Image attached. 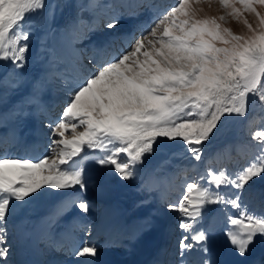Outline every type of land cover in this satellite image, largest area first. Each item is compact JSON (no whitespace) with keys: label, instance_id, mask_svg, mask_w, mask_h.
I'll return each mask as SVG.
<instances>
[{"label":"snow or ice","instance_id":"1","mask_svg":"<svg viewBox=\"0 0 264 264\" xmlns=\"http://www.w3.org/2000/svg\"><path fill=\"white\" fill-rule=\"evenodd\" d=\"M213 5H218L222 14H210ZM142 7L155 8L142 0H88L81 5L93 15L103 13L108 29L118 27L122 9L134 16L138 14L135 9ZM56 8L48 0H0V61L23 68L32 16L46 14L51 19ZM262 9L264 0H175L167 10L154 12L147 27L138 25L133 32L115 37L127 47L104 59L88 57L92 68L84 66L75 45L94 30L95 21L77 18L61 30L59 43L66 55L51 49L50 72L33 83L32 92L16 113L26 114L27 105L41 106L40 93L46 84L54 77L62 81L67 99L60 117L47 125L52 137L48 152L41 157L13 156L0 147V264H13L9 220L22 207L16 202L35 199L34 193L43 195L41 189L87 191L89 161L107 167L123 180L134 179L146 156L159 151L165 141H181L189 158L201 162L205 142L215 138L222 118L247 117L250 97L253 104L258 100L264 105ZM229 20L241 23L244 30L237 33L226 27ZM21 82L19 76H5L0 79V89H17ZM251 124L249 121V127ZM250 135L255 151L246 163L234 161L237 167L233 170L206 166L202 173L198 164H192L191 171L197 175L190 181L186 178L180 198L168 204L170 210L181 214L179 228L185 233L178 244L179 264H189L186 257L194 251L198 254L195 264H219L209 247L217 226L203 222L205 207L214 204L222 206L223 236L242 258L238 264H264V255L248 259L254 245L264 243V211H250L243 198L254 178L264 179V128ZM231 151V145L222 149L229 158ZM236 152L243 155L239 147ZM260 195L264 204V193ZM73 207L82 214L75 227L85 237L92 236L93 225L83 217L95 205L71 193L43 222L40 241L46 247L64 250L63 241L71 229L62 233L54 229ZM71 251L83 258L78 264H98L100 249L95 242L81 239Z\"/></svg>","mask_w":264,"mask_h":264},{"label":"rangeland","instance_id":"2","mask_svg":"<svg viewBox=\"0 0 264 264\" xmlns=\"http://www.w3.org/2000/svg\"><path fill=\"white\" fill-rule=\"evenodd\" d=\"M154 1H158V3L154 4ZM48 2L57 5L55 16L51 19H49L46 14L32 16V28L28 41L29 50L25 54L26 63L24 67L16 69L11 62L0 61V79L5 76H9V78L19 76L22 81L20 87L17 89H9L6 91L0 89V118H3V116L6 115L8 116V120H12L11 123L18 124V122L26 121L35 108L39 112V115L36 113L39 129L38 133L42 138L46 139L47 143L44 145V150L40 149L38 154L34 157H41L48 152L52 137L50 136V129L47 125L55 122L60 117L67 99L65 86L62 81L54 77L46 84L40 93L41 106L27 105L24 109L26 114L16 115V113L20 110L22 101L32 92L33 83L45 78L50 72V61L52 60L51 49L55 47L57 49V55H66L65 51L60 47V31L70 25L77 18H86L89 23H92L90 22L91 20L97 23L95 24L96 26L94 30L87 33L86 37L75 45V48L78 50V53L82 58L84 66L86 68H92L93 65L88 62V57L95 55L84 53L81 49L82 45L86 50L87 45L85 44L88 42L89 44H92V41L123 36V30L127 25H130L134 31L137 28L136 26H138L136 23L139 18H144L146 15H149V20H151L154 12L167 10L168 7L174 4L175 0H169V2L166 0H148L145 4L154 5L155 8L149 9L142 7L137 11L138 14L134 16L128 14L124 15L123 12L120 16V24L116 29H108L105 27L106 17L103 13L98 12L97 15H93V13L81 8V5L88 3V0H48ZM101 2L118 3L120 0H101ZM127 2L137 3L140 2V0H127ZM142 2L144 3V0H142ZM122 11L124 10L122 9L121 12ZM261 11H264V9ZM210 14L220 15L222 12L218 5H213ZM248 18L250 21L252 20V17L249 16ZM131 22H133V24H131ZM225 26L231 28L237 33L244 30V26L234 20H229ZM54 30L55 35L53 34ZM130 31L128 33H130ZM138 34L139 32H137V35ZM115 41V47L111 49V52L107 57L116 54L117 50L123 45L121 40L115 39ZM60 70H64L62 64L60 65ZM51 94V97L58 102V111L55 113L49 111L47 105H45V100L48 99ZM13 102L17 104H13ZM50 102L52 101H49V104ZM249 121H252L251 127H249ZM221 124L222 127L218 126L219 131L215 133V138H210L209 142H205L206 147L201 162L192 161L185 152L186 146L181 141L177 140L165 141V146L159 151L154 152L151 156H146L144 165L138 166L142 170L134 179L123 180L119 178L117 174L110 173L109 170L105 173V168H101L102 166L100 167L96 164V169L92 172V174L94 173V177L92 176L91 179H87V191L79 193L82 199H86L95 205V207L86 214L88 215L87 222H90L93 225V233L92 236L85 237L82 231L76 229V240L72 241V246L78 243L81 239H85L95 242L99 247L102 246V248L109 249L113 254L117 253L118 255L124 256V258L127 257L128 261L132 260L141 240L148 236L151 229V232L154 231L153 227L155 226V223L156 225L158 224V220L155 218L156 216L151 214V205L152 208H154V206L158 207L160 214L163 215V219L165 218L167 221L166 223L172 228V240L170 241V245L165 247V256L168 257L174 251L177 252L176 256H178L179 240L185 234L184 231L179 228V223L182 217L178 211L170 210L168 204L175 203L180 198L183 191L181 185L185 182V179L187 178L190 181L197 175V173L191 171L192 164H198V171L202 173L206 166L212 168L227 167L229 170H233L237 167L234 161L239 160L240 165L246 163L247 159L255 151V142L251 140L250 133L264 128V105H261L258 100L253 104L252 98L250 97L249 114L247 117L240 118L233 116L230 118L225 116L222 118ZM78 131H82V129H78ZM66 135H69L70 137V133H67ZM236 137L237 139H235ZM225 145L232 146L231 158L222 152ZM237 147L242 150L243 155L237 154ZM7 150L9 153H13L14 148H10L7 145ZM13 156L27 155H23V151L18 150L17 154ZM209 160H211L210 165L208 164ZM185 169H188L187 173L184 171ZM149 173H152L157 179L159 178L157 181L161 187L167 188L168 185L170 186L168 192L171 190L173 191V198L167 196L166 199H162L163 197L157 199L151 183L146 178ZM261 182L263 183L264 179L254 178V181L250 182V189L246 186V191L243 194V198L249 203V210L255 211L257 214L264 211V204H261L260 195L261 193H264V184ZM221 190L226 191L227 189L222 188ZM78 192V189H71L57 197ZM129 204L131 209L129 216L132 217V222L129 228L131 232L130 236L125 233L126 231H123V224L116 218L112 217V214L115 211H120L127 205L129 206ZM76 211L79 210L74 207L70 209V212ZM230 211H233L234 213V210ZM152 215L155 219L152 218ZM117 217L120 219V216ZM145 217L149 218L148 221H146L147 224H145L146 219H144L143 222V218ZM219 221L221 224H218ZM203 222L205 224L215 223L217 231L213 236L216 241L218 240L219 247H223L225 250L224 255L226 256V259L224 257L223 260H227V264H237L239 256L235 255L229 248L227 241L223 236L225 214L222 211V206L217 204L207 205L204 209ZM146 225L148 227H146ZM128 241L130 244H126ZM70 246V244H64V250L61 251H55L47 247L49 250V259L55 260V262L58 261L60 264H76L81 258L75 257L71 250H67V247ZM263 247L264 243L258 242L253 248L250 256L252 257L260 252ZM186 259L189 261V264H195L198 260V254L194 251L192 254L188 255ZM219 259H221V256ZM177 264H179V256Z\"/></svg>","mask_w":264,"mask_h":264},{"label":"bare ground","instance_id":"3","mask_svg":"<svg viewBox=\"0 0 264 264\" xmlns=\"http://www.w3.org/2000/svg\"><path fill=\"white\" fill-rule=\"evenodd\" d=\"M145 1L146 0H144V2ZM139 9H135V11H139ZM122 13L124 15L128 14V12L125 10L122 11ZM147 19H149V17L147 15L144 18H139L137 20L136 24L139 26H143V27L147 26V23H148ZM131 24H133V22H131ZM133 26H135V25H133ZM130 28H131L130 25L125 26V28L123 30L124 31L123 35H125L126 32H128ZM112 42L113 41L111 40L108 43L105 41V39H102L100 41V43L97 44V49L93 48L94 44L86 43L87 49L85 50L84 47L82 46V50L84 51V53H88V55L96 52V53H98L97 55H99L98 57H96L97 59H104L109 54V49L111 47L110 43H112ZM22 143H25L28 147H31V148H34V144H35V143L28 141V140H24ZM101 168H105L104 172L107 173V171H108L107 167H101ZM106 168H107V170H106ZM86 169L91 174V172L95 171L96 164L93 162H88L86 164ZM97 175H96V177H97ZM156 185L159 186L160 188H163V187H161V185L159 184L158 181L156 182ZM101 190H102V188H101ZM66 191H68V190L57 191V190H51V189H41L40 192H43L44 193L43 195H41L39 192L34 193V194H32V196L36 197L35 199H33L32 197H29V198H26L28 202H20V201L16 202L17 205H22V207H19L16 214L11 218H13V220L15 219L16 228H17L16 234L18 237V242L27 246V248L29 250V256L31 255V251H30L29 246H31V243L37 244L38 239L40 240V232L42 229L43 222L49 216V214H50L49 212L52 211L54 206L58 203V202L55 203V201L60 199V196L59 197H57V196L61 195L62 193L66 192ZM69 191H70V189H69ZM72 192H76V191H72ZM78 194H79V192H78ZM63 198H65V196H62V198L60 200H62ZM40 203H44L42 205V208L38 207ZM150 208H149L150 211L152 210L151 214L155 215L156 216L155 218H157V217L159 218V220L156 219V220H158V224L156 225V223H155V226H154L155 228L153 227L154 231L151 232L152 231V229H151L150 233H148V236L147 237L144 236L145 238L141 240L139 246L136 249V252H135L136 256L133 258V260L131 262H128L125 260V258L123 256L116 255L117 253L116 254L114 253L115 255L113 253L111 254V251H109L107 249H103L102 247H99L100 254L96 258L98 261V264H139L140 260L143 259V256H145L148 251H149L148 254H149V256H151L152 259L154 257H155V259H163L164 258V254H165V251H164L165 248L164 247H165L166 243L168 242L169 238H171L172 228L170 225H168L166 223L167 222L166 219L165 218L163 219V215L160 214L158 207L154 206V208H152V206L150 205ZM41 209H46V210L49 209V212L42 211ZM128 209L129 208L127 205L126 207H124V209H122L121 211H118L115 214V217L120 216L119 221L121 223H125V220L130 218V216H129L130 210H128ZM126 211H128L127 215H125ZM81 215H82L81 213H74V214L66 215L63 218V220L67 216L68 217H67V220L63 222V226L66 227L69 224V226L73 225V229L74 228L76 229L75 225L78 223L76 218L81 217ZM159 216L160 217L162 216V217L160 218ZM152 218H154V216ZM83 219L85 222L87 221L85 216L83 217ZM144 219H146L145 220V222H146V221H148L149 218H146V217L143 218V222H144ZM156 220H154V221H156ZM10 221H11V219H10ZM145 224H147V222ZM58 225L54 229L55 232L58 230ZM143 227H144V225H143ZM146 227H148V226L146 225ZM143 231H144V229H143ZM27 234H30V235H27ZM66 239L68 242L72 243V239H68V237ZM137 245H135V246H137ZM255 245H254V247H255ZM209 247H210V249H216V239H214V236H211L209 239ZM103 253H110V255L106 258H103L101 256ZM221 253L222 254L225 253V250H223V247H221ZM262 255H264V247L257 254L253 255L252 257L249 256L248 259L250 261L251 260H258ZM48 258H50V257H48ZM126 259H127V257H126ZM241 259H242L241 257H238L237 264ZM157 262L159 263L160 261H157ZM76 264H78V263H76ZM221 264H227L226 260L222 259Z\"/></svg>","mask_w":264,"mask_h":264}]
</instances>
